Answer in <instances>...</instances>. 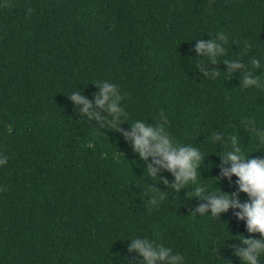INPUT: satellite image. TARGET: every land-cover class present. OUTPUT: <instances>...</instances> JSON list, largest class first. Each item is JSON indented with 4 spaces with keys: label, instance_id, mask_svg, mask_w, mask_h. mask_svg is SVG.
<instances>
[{
    "label": "trees",
    "instance_id": "trees-1",
    "mask_svg": "<svg viewBox=\"0 0 264 264\" xmlns=\"http://www.w3.org/2000/svg\"><path fill=\"white\" fill-rule=\"evenodd\" d=\"M218 31L228 51L209 62L219 70L211 79L195 67L194 44ZM245 40L252 47L239 58L259 88L242 87L243 72L230 74L223 63ZM98 81L118 86L129 123H155L163 111L176 143L200 147L196 181L178 193L155 183L168 196L158 207L147 203L143 189L156 181L130 141L85 120L68 98L80 90L92 100ZM261 88L264 0H0V153L8 157L0 166V264H126L136 255L127 249L131 235L187 264H241L226 245H242L230 238L260 234L247 232L239 209L220 219L192 213L206 201L186 193L210 180L229 194L238 188L237 177L221 176L217 154L230 145L212 143L213 131L236 135L250 157L264 156L247 124L264 127Z\"/></svg>",
    "mask_w": 264,
    "mask_h": 264
},
{
    "label": "clouds",
    "instance_id": "clouds-1",
    "mask_svg": "<svg viewBox=\"0 0 264 264\" xmlns=\"http://www.w3.org/2000/svg\"><path fill=\"white\" fill-rule=\"evenodd\" d=\"M205 39H195L194 58L195 67L203 73V77L216 79L219 76V70L209 67V62L217 64L219 58L225 57L228 51L226 47L229 44L227 35L224 32H217L215 37ZM235 43V42H233ZM252 44L245 40L243 46L235 59H223L227 66L226 72L240 73L242 87H261L260 77L253 75L247 70L239 56L247 53ZM207 58V63L205 59ZM253 69L260 67V60L250 59ZM99 91L93 94V99L89 100L80 90L72 91L68 98L74 105V110H78L85 120L95 121L98 128L112 129L120 133L125 141H130L134 154L146 165L144 175L150 177L154 182L152 185L143 189V195L148 197L147 203L150 206L158 207L160 202L167 198L168 192H162L155 183L162 182L174 192L185 189L189 182L197 180V174L203 164L205 153L195 144H178L175 138L167 129L168 117L161 111L155 123L148 124L145 120L137 119L131 123L127 121V114L120 104L121 94L118 86L108 81H98L94 83ZM264 91V88H261ZM100 109V111H97ZM106 113L107 115H105ZM127 122L130 130H126L121 125ZM251 131L256 139L257 150L264 146V127H259L252 120L247 121ZM219 140L221 144H229L230 148L217 154L220 157L219 167L221 176L231 178L237 177L235 181L237 190L231 194L222 191L219 187L210 184L200 183L192 191L186 193L187 198H198L206 203H201L192 213L199 212L201 215L210 214L213 218H219L222 213L230 208L239 209L235 216L239 220L245 221L246 230L249 234L259 233V238L251 236L237 235L234 241H239L240 247L235 243L226 245L229 249H234L232 254L238 257L241 264H261V258L264 257V156L250 157L240 147L236 135H229L226 132L213 131L210 134V141L216 144ZM256 151V150H254ZM107 155V153H105ZM151 157V161H149ZM8 157L0 153V166L6 165ZM227 165V167H225ZM170 172L173 180L169 182L161 174ZM201 174V173H200ZM220 179V176L216 178ZM211 187L212 190H208ZM218 189V191H217ZM245 193L247 200L243 203L238 193ZM210 209V212L208 211ZM130 243L127 245L129 253H135L133 257H126V264H187L185 257L180 253H174L171 248L158 245L154 241L140 236L131 235L127 237ZM228 239V238H227ZM223 239L222 244L225 245ZM215 243V242H214ZM217 248H213L216 256L222 258L217 253ZM224 264H231V261L224 260Z\"/></svg>",
    "mask_w": 264,
    "mask_h": 264
}]
</instances>
